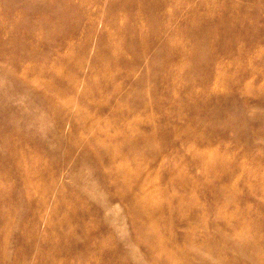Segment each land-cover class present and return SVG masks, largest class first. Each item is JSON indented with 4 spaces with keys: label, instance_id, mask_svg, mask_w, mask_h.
Returning <instances> with one entry per match:
<instances>
[{
    "label": "rangeland",
    "instance_id": "obj_1",
    "mask_svg": "<svg viewBox=\"0 0 264 264\" xmlns=\"http://www.w3.org/2000/svg\"><path fill=\"white\" fill-rule=\"evenodd\" d=\"M24 1L0 264H264V0Z\"/></svg>",
    "mask_w": 264,
    "mask_h": 264
},
{
    "label": "bare ground",
    "instance_id": "obj_2",
    "mask_svg": "<svg viewBox=\"0 0 264 264\" xmlns=\"http://www.w3.org/2000/svg\"><path fill=\"white\" fill-rule=\"evenodd\" d=\"M2 1H5V0H2ZM23 1H24V0H23ZM36 1H37V0H36ZM38 1H39V0H38ZM41 1H42V0H41ZM41 1H40V2H41ZM67 1H68V0H67ZM8 2H9V1H8ZM24 2H27V1H24ZM44 2H45V1H44ZM51 2H52V1H51ZM53 2H54V1H53ZM57 2H58V1H57ZM64 2H65V1H64ZM64 2H63V4L65 5L66 2H65V3H64ZM69 2H71V1L69 0ZM0 3H2V2H0ZM5 3H6V2H5ZM48 3H49V2H48ZM61 3H62V1H61ZM53 4H54V3H53ZM67 4H68V3H67ZM67 4L65 5L66 7H67ZM72 4H73V3H72ZM8 5H9V4H8ZM49 5H50V4H49ZM59 5H60V3H59ZM0 6H1V5H0ZM6 6H7V5H6ZM60 6H61V5H60ZM71 6H72V5H71ZM5 8H6V7H5ZM5 8H4V9H5ZM21 8L23 9V7H21ZM58 8H59V7H58ZM9 9H10V8H9ZM22 9H21V11H22ZM62 9H64V8H62ZM62 9H61V11H62ZM65 9H66V8H65ZM74 9H75V8H73V10H74ZM6 10H8V9H6ZM10 10H11V9H10ZM55 11H56V10H55ZM55 11H54V13L57 12V11H56V12H55ZM27 12H29V11H27ZM41 12H42V11H41ZM74 12H75V11H74ZM31 13H33V12H31ZM35 13H36V12H35ZM52 13H53V12H52ZM20 14H21V13H20ZM23 14H25V12H24ZM45 14H46V13H45ZM28 15H29V14H28ZM31 15H32V14H31ZM58 15H59V14H58ZM72 15H73V14H71V16H72ZM29 16H30V15H29ZM49 16H50V15H49ZM56 16H57V15H56ZM65 16H66V15H65ZM65 16H64V17H65ZM51 17H52V16H51ZM60 17H61V16H60ZM64 17H63V18H64ZM32 18H33V17H32ZM40 18H41V17H40ZM45 18H46V17H45ZM47 18H48V17H47ZM47 18H46V19H47ZM52 18H53V17H52ZM52 18H51V19H52ZM36 19H37V18H36ZM36 19H35V20L33 19L34 22L36 21ZM51 19H50V20H51ZM66 19H68V17H67ZM19 20H20V19H18V21H19ZM27 20L30 21L31 19L29 20V19L27 18ZM70 20H71V19H70ZM18 21H16V22H18ZM20 21H21V20H20ZM20 21H19V23H20ZM44 21H45V20H44ZM59 21H60V20H59ZM62 21H63V20H62ZM64 21H65V20H64ZM25 22H26V21H25ZM51 22H52V21H51ZM51 22H49V23H51ZM65 22H66V21H65ZM69 22H70V21H69ZM21 23H22V21H21ZM28 23H29V22H28ZM37 23H38V22H37ZM14 24H15V23H14ZM25 24H26V23H25ZM52 24H53V23H52ZM52 24H51V25H52ZM26 25H27V24H26ZM53 25H54V24H53ZM58 25H59V24H58ZM64 25H65V24H64ZM71 25H72V24H71ZM13 26H14V25H13ZM24 26H25V25H24ZM68 26H69V25H68ZM73 26H74V25H73ZM21 27H22V26H21ZM28 27H29V26H28ZM13 28H14V27H13ZM22 28H23V27H22ZM51 28H52V27H51ZM196 28H197V27H196ZM23 30H24V28H23ZM26 30H27V29H26ZM50 30H51V29H50ZM29 31H30V30H29ZM54 31H55V30H54ZM25 32H26V31H25ZM27 32H28V31H27ZM197 34H198V33H197Z\"/></svg>",
    "mask_w": 264,
    "mask_h": 264
}]
</instances>
